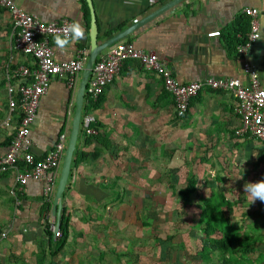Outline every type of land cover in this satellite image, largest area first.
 <instances>
[{"label":"crops","instance_id":"obj_1","mask_svg":"<svg viewBox=\"0 0 264 264\" xmlns=\"http://www.w3.org/2000/svg\"><path fill=\"white\" fill-rule=\"evenodd\" d=\"M14 1L43 21L69 18L83 25L85 39L71 45L66 51L56 48L54 35L47 37L55 59L73 58L82 50L88 54L90 12L86 0ZM89 1L97 29V42L149 17L119 41L153 52L158 59L165 60L178 81H201L210 76L236 77L245 83L242 63L246 61L256 69L259 84L264 88V0H181L159 12L158 9L170 0ZM243 7L257 9L259 29L258 38L245 53L240 54L236 47L244 41L248 32V17L242 13ZM0 24L6 25L5 32L10 40V22L1 8ZM105 31H111V34L105 37ZM210 31H218V35L208 36ZM8 47L9 58L11 51ZM10 56L8 65H5L10 73L18 65L31 62L29 56L18 52L13 51ZM79 76L80 73L75 88L67 87L63 79H51L41 95L29 129L30 152L35 158L44 156L59 132H69ZM10 82L15 84V78L12 77ZM3 84L0 122L7 113L4 75ZM93 102H96L94 107L91 105ZM235 105L236 100L229 91L204 88L189 99L183 116H175L172 97L164 89L161 77L143 69L135 60L123 61L95 101L83 103L81 107L80 119L85 112L94 116L97 138H91L86 144L80 140L78 148L88 152L97 151L94 157L88 156L72 168L63 191L61 203L69 217L67 242L72 239L75 225L80 226L76 220L82 219L84 210H90L94 215L95 209L114 207V200L120 203V192L125 190L123 178L126 177L127 184L140 182L137 177L131 180L127 175L129 171L133 172V177L137 173L145 179L151 176V161L163 157L162 154L153 157V153L155 150L161 151L160 145L166 141L168 129L172 126L175 127L176 143H181L179 146L183 143L201 145L203 149L200 154L205 153L206 159L213 160L212 157L217 156V160L223 161L227 156L222 146L245 145L252 137L235 135L234 130L239 125ZM16 119L17 113L13 111L9 125L0 124V152L4 151L11 139ZM183 126L189 128L188 131H180ZM254 140L252 144L261 147ZM154 145H159V149ZM175 147L178 145L175 144ZM140 170L144 172L140 173ZM146 180L144 183L149 185L151 178ZM42 184L41 181L30 180L23 186L14 187L11 193L13 171H0V207L7 209L0 212V223L8 226L10 237L21 235L22 230L27 229L26 235H21L23 237L18 240L19 247L21 244L29 247L33 241L35 247L46 243L44 225L50 219L52 221L50 211L54 192L45 200L41 195ZM48 203L50 206L46 208ZM78 228L81 230V226Z\"/></svg>","mask_w":264,"mask_h":264},{"label":"rangeland","instance_id":"obj_2","mask_svg":"<svg viewBox=\"0 0 264 264\" xmlns=\"http://www.w3.org/2000/svg\"><path fill=\"white\" fill-rule=\"evenodd\" d=\"M5 28L6 25L0 24V101L4 99L3 75L8 61L9 35ZM183 129L189 128L183 126L180 131ZM174 133L172 126L166 141L160 145L161 151L153 153V157L162 154L164 158L151 161V176L146 178H151L149 185L144 183L147 181L144 176L137 173L133 177L129 171V178L137 177L140 182L127 184L126 177H122L125 190L120 192V203L114 200V207L95 209L94 215L84 210L82 219L76 220L81 230L79 224L75 225L72 239L55 255L45 251L41 264H228L214 255L201 260L197 253L204 241L196 226L197 206L215 192L234 201L229 211L232 225L255 238V251L243 259L237 257V264H264V202L252 203L243 188L246 182L264 179V158L258 159V145L252 144L255 140L250 138L241 146H222L228 157L222 161L217 156L206 159L205 153L200 154L201 145L179 146L181 143H176ZM154 146L159 149V145ZM189 174L195 178V189L182 203L177 189L185 184ZM4 210L0 207L1 213ZM52 221L47 222L50 225ZM7 228L0 223V264H39L34 241L29 247L18 245L27 229L10 237ZM169 234H173L172 239L165 240ZM257 252L262 254L260 259Z\"/></svg>","mask_w":264,"mask_h":264},{"label":"built area","instance_id":"obj_3","mask_svg":"<svg viewBox=\"0 0 264 264\" xmlns=\"http://www.w3.org/2000/svg\"><path fill=\"white\" fill-rule=\"evenodd\" d=\"M11 26L9 49L30 57L31 62L20 64L11 70L6 67L7 113L0 122L3 126L10 123V115L17 113L14 132L3 152H0V171L12 169L14 187L23 186L28 181H41V195L48 200L54 192L59 166L63 156L68 133H58L53 146L41 158H35L30 152L29 129L34 119L41 95L46 91L51 79H63L69 88H75L77 76L80 73L87 54L80 51L73 58L55 59L52 47L47 37L53 36L58 30L70 24L73 20L60 18L57 20H41L37 15L22 9L14 0H0ZM242 13L248 17V32L244 41L236 47L240 54L246 52L258 38L257 9L243 7ZM208 36L218 35V31H210ZM8 61L10 60V55ZM125 60H135L146 70L158 74L162 79L164 89L171 95L175 116L181 117L187 111L188 101L201 89L227 90L236 100L235 113L239 125L234 130L238 137L248 135L256 139L264 149V88L259 84L256 69L244 61L242 71L246 82L239 78L206 77L201 81L180 82L171 73L163 59H158L153 52L144 51L124 41H116L97 54L84 87L83 103L88 104L102 93L118 72ZM8 65V62H7ZM14 77L16 83L10 82ZM82 103V104H83ZM94 116L88 112L80 119V133L92 135L96 131L91 126ZM54 221L49 225L53 236H58V229L53 232Z\"/></svg>","mask_w":264,"mask_h":264},{"label":"trees","instance_id":"obj_4","mask_svg":"<svg viewBox=\"0 0 264 264\" xmlns=\"http://www.w3.org/2000/svg\"><path fill=\"white\" fill-rule=\"evenodd\" d=\"M85 6V11L87 13V7ZM119 28V27H118ZM111 34V31H105L104 36L107 37ZM97 58V57H96ZM95 58V60H96ZM93 107L96 102L91 104ZM91 126L96 130L95 134L92 135H82L79 133L74 145V150L71 157L69 174L67 178V183L71 176L72 168L80 161L84 160L88 156L94 157L96 155V149L92 152L83 151L78 148V142L81 140L83 144L90 141L91 138H97V127L95 123ZM248 136V135H246ZM258 159L262 160L264 158V149L259 147L257 149ZM66 188V186H65ZM195 189V178L192 174L186 177L185 184L177 189V194L181 197V202L185 203L186 197ZM63 195V193H62ZM234 201H229L225 199L220 192H215L208 197L203 198V200L198 204L197 211V227L204 236L203 244L199 246L197 253H199L201 260H209L214 255L220 259H224L228 264H237L238 258L243 259L246 254L252 253L254 249V236H248L245 232L239 231V228L232 225L230 221L229 211ZM50 206V203L46 205V208ZM68 214L65 209L61 207L59 216V235L54 237L52 231L49 228V223L44 225V232L47 235L46 243L44 246L37 245L36 254L38 258V263L41 264V259L45 251L50 255H55L60 251L67 242L68 238ZM173 234H169L165 237V240L172 239ZM259 259L262 254L257 252ZM238 257V258H237Z\"/></svg>","mask_w":264,"mask_h":264},{"label":"water","instance_id":"obj_5","mask_svg":"<svg viewBox=\"0 0 264 264\" xmlns=\"http://www.w3.org/2000/svg\"><path fill=\"white\" fill-rule=\"evenodd\" d=\"M181 0H170L167 1L158 9L159 12L162 9H167L168 7L174 5L175 3ZM86 3L89 7L90 12V25H89V49L86 60L84 65L80 71L79 81L76 87L75 96H74V108L73 114L71 118L70 128L68 132V136L66 139L65 148L63 151V156L61 159V164L59 167L58 177L54 188V194L51 202V211L50 215L54 221L53 224V232L58 229L59 227V216H60V209H61V201H62V193L65 189L67 178L69 174V167L71 162L72 153L74 150V145L76 143L78 133H79V120H80V113L82 107V100L84 95V87L86 84V80L91 70V66L97 56V54L105 49L107 46L113 44L116 41L122 39L127 33L132 31L138 25H141L145 22V20L149 17H145L131 25L121 29L120 31L112 34L111 36L107 37L103 41L97 42L96 40V33L97 29L94 22L93 16V9L89 0H86Z\"/></svg>","mask_w":264,"mask_h":264},{"label":"clouds","instance_id":"obj_6","mask_svg":"<svg viewBox=\"0 0 264 264\" xmlns=\"http://www.w3.org/2000/svg\"><path fill=\"white\" fill-rule=\"evenodd\" d=\"M85 36L86 33L83 25L79 21L73 20L54 34V44L58 50L66 51L71 45L85 39ZM243 188L244 193L248 194L252 203L256 200L264 202V179L246 182Z\"/></svg>","mask_w":264,"mask_h":264}]
</instances>
